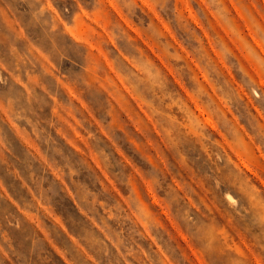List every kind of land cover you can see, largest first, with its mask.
Masks as SVG:
<instances>
[{
    "label": "rangeland",
    "instance_id": "374dc122",
    "mask_svg": "<svg viewBox=\"0 0 264 264\" xmlns=\"http://www.w3.org/2000/svg\"><path fill=\"white\" fill-rule=\"evenodd\" d=\"M0 264H264V0H0Z\"/></svg>",
    "mask_w": 264,
    "mask_h": 264
}]
</instances>
